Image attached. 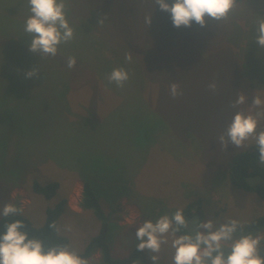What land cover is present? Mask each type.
<instances>
[{
  "label": "rangeland",
  "instance_id": "rangeland-1",
  "mask_svg": "<svg viewBox=\"0 0 264 264\" xmlns=\"http://www.w3.org/2000/svg\"><path fill=\"white\" fill-rule=\"evenodd\" d=\"M65 3L74 38L59 45L55 56H46L29 50L28 0H0V216L6 204L18 203L24 217L41 226L47 209L66 198L69 208L59 228L68 247L80 254L100 226L94 213L81 207V174L119 181L130 160L139 185L133 191L136 201L119 200L121 211L108 238L118 257L137 247L135 233L145 221L155 223L192 202L201 222L211 219L217 226L229 219L243 226L263 214L264 199L235 187L227 170L237 153L256 146L255 140L236 148L231 142L225 147L219 137L236 112L264 111L252 106L256 95L264 101V47L255 41L264 0L238 3L227 21L205 27L195 22L175 27L170 12L155 0ZM124 52L132 53L131 62L116 57ZM70 57L77 61L71 69ZM118 67L130 75L122 88L108 80ZM34 68L39 79L27 77ZM172 83L182 93L175 98ZM212 83L216 90L209 88ZM241 94L245 103L233 107ZM127 107L138 112V120L152 122L146 147L141 133L135 143L127 127L116 123L117 112L126 114ZM85 164L89 170L83 171ZM34 180L60 186L47 198L33 191ZM257 184L264 187V180ZM118 189L107 186L102 196L113 199ZM238 233L234 238L245 234ZM172 239L169 233L159 253L145 249L144 264H154L152 255L159 256L158 264H173ZM88 259L104 264L101 250Z\"/></svg>",
  "mask_w": 264,
  "mask_h": 264
},
{
  "label": "clouds",
  "instance_id": "clouds-1",
  "mask_svg": "<svg viewBox=\"0 0 264 264\" xmlns=\"http://www.w3.org/2000/svg\"><path fill=\"white\" fill-rule=\"evenodd\" d=\"M31 15L26 20L25 32L32 37L31 52L55 56L59 45L67 43L74 38V29L70 26L66 15L65 0H28ZM239 0H155L161 9L171 14L175 27H190L193 22L205 27L209 21H227L237 8ZM151 24V17L147 19ZM255 41L259 47H264V19L257 21ZM126 62L132 61L131 54L126 55ZM76 58L70 57L67 61L69 69L76 65ZM36 76L38 70L27 72V77ZM130 79L128 71L124 68H115L108 76L109 82H115L118 87H124ZM216 90V83L209 85ZM172 97L181 95L179 85H170ZM247 97L241 94L233 102V107L245 103ZM254 108L264 106L259 95L252 103ZM264 111L252 114L238 111L234 115L226 133L219 137L221 143L227 147L231 142L236 148L244 145L249 139H254L258 147L259 161H264V130L257 132L260 118ZM22 208L9 203L2 209L3 216L16 215ZM175 225V226H174ZM183 209H178L172 216L163 215L155 223L145 221L135 235L139 241L138 251L147 249L151 253H159L163 245L167 244L168 234L171 233V248L174 249L173 264H264V256L260 254L261 241L264 236L242 234L234 238L237 231H242V225L236 219L217 226L209 219L198 224L195 234L177 233L186 227ZM57 232L59 226L53 222L51 225ZM6 231L0 234V264H91L88 258L82 257L77 251L68 246L56 245L45 248L44 242L35 237H29L24 231V222L15 220L5 225ZM227 249V251H226ZM151 260L158 264L159 256L152 255Z\"/></svg>",
  "mask_w": 264,
  "mask_h": 264
},
{
  "label": "trees",
  "instance_id": "trees-1",
  "mask_svg": "<svg viewBox=\"0 0 264 264\" xmlns=\"http://www.w3.org/2000/svg\"><path fill=\"white\" fill-rule=\"evenodd\" d=\"M245 0H239V3ZM132 54L129 52H124L122 55L117 54L116 57L122 61L125 59L126 55ZM149 56V55H148ZM146 56V59H148ZM15 73H12V75ZM136 108V107H135ZM138 112L136 113L133 109L127 107L125 112H117L115 116L116 123L120 124V120L129 130L131 136L130 140L138 142V136L142 139V146L146 147L148 142V136L151 137L152 134V122L150 119L144 118L145 120H138ZM132 116L130 123L127 125V121ZM140 122V124H139ZM126 138V137H125ZM148 139V140H147ZM126 140H128L126 138ZM259 152L257 145L249 150L241 151L237 153L228 163V174L231 183L238 189H243L250 192H255L260 198L264 199V187L261 184L250 185L248 183V177H254L261 175L264 180V167H261L258 163ZM136 163V162H135ZM83 166V171L89 170V165L85 164ZM100 165V164H98ZM137 166V163H136ZM100 168L101 165H100ZM133 163L132 160L126 161L124 163L125 178L119 179L113 182L112 177H94L90 173L81 174V178L84 181L83 197L81 201V207L85 210H91L96 218L100 222V226L97 234L92 236L88 243L86 244L83 252L80 255L84 258L91 257L96 251H102V259L104 264H144L146 262L145 255L143 251H138L137 247L134 248L129 254L118 257L113 254L112 246L108 241L110 233V225L116 219V215L121 211V205L119 200L122 197H129L130 199L136 201L133 191L136 190L138 185V179L136 173H133ZM143 169V168H142ZM108 175V173H107ZM112 185L114 188L116 185L119 186L120 191L117 192V196H110L103 193V188ZM60 186L59 181H51L47 184H42L38 180H34L32 183V189L36 194L44 195L47 198H51L56 195L57 190ZM18 208H21L18 203L13 204ZM195 203H189L185 208H183V213L188 221L195 213L194 212ZM68 200L62 198L59 202L52 208H48L46 211V219L43 225L35 226L31 221L24 217L23 211L16 215H9L7 217L0 216V234L6 231L5 225L7 223L13 222L15 220H22L24 222V231H27L29 237H35L44 242L45 248H50L52 246L61 245L68 246L69 238L63 235L60 231L57 232L51 225L55 222L58 226L60 224L61 218L67 212ZM175 226V225H174ZM245 234L259 235L264 232V213L253 219L251 222L242 226V231H237ZM190 234L185 227L181 228L177 233L178 235ZM260 254L264 256V240L261 241Z\"/></svg>",
  "mask_w": 264,
  "mask_h": 264
},
{
  "label": "water",
  "instance_id": "water-1",
  "mask_svg": "<svg viewBox=\"0 0 264 264\" xmlns=\"http://www.w3.org/2000/svg\"><path fill=\"white\" fill-rule=\"evenodd\" d=\"M259 165L261 167H264V161H258ZM262 179L261 175H257L254 177H248V183L250 185H255L257 183L258 180ZM201 222V218L199 216L198 213H195L189 220H188V225L185 227L187 229V231L190 234H195L197 231H199L198 229V224Z\"/></svg>",
  "mask_w": 264,
  "mask_h": 264
},
{
  "label": "flooded vegetation",
  "instance_id": "flooded-vegetation-1",
  "mask_svg": "<svg viewBox=\"0 0 264 264\" xmlns=\"http://www.w3.org/2000/svg\"><path fill=\"white\" fill-rule=\"evenodd\" d=\"M257 184V183H256Z\"/></svg>",
  "mask_w": 264,
  "mask_h": 264
}]
</instances>
